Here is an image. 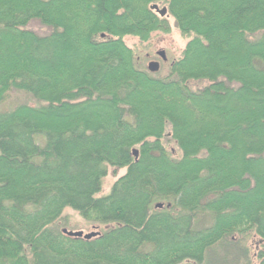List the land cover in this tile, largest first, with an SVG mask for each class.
<instances>
[{
    "label": "trees",
    "instance_id": "obj_1",
    "mask_svg": "<svg viewBox=\"0 0 264 264\" xmlns=\"http://www.w3.org/2000/svg\"><path fill=\"white\" fill-rule=\"evenodd\" d=\"M0 264H264V0H0Z\"/></svg>",
    "mask_w": 264,
    "mask_h": 264
},
{
    "label": "rangeland",
    "instance_id": "obj_2",
    "mask_svg": "<svg viewBox=\"0 0 264 264\" xmlns=\"http://www.w3.org/2000/svg\"><path fill=\"white\" fill-rule=\"evenodd\" d=\"M169 21V29L167 32H156L153 33L150 37V40L145 44L147 47V51H145V54H148L149 57L145 58V65L147 68V65L150 61H156L159 64V68L156 71L157 73L164 74L166 72V68L169 66V62L173 61L174 59L178 58L182 48L184 47L187 38L184 37L180 31L176 28L174 19L172 17L167 18ZM40 24H32V27L35 28L38 31H41V26ZM43 31V29H42ZM125 44L129 47H133L136 49V44L138 39L134 36H126L124 37ZM144 46V47H145ZM149 49V50H148ZM162 50L165 53L166 60H162L156 53L157 51ZM147 52V53H146ZM150 53V54H149ZM142 55V54H141ZM142 55V56H144ZM141 56V57H142ZM168 63H167V62ZM166 62V63H165ZM148 69V68H147ZM8 100L6 103L10 102L11 104L13 103H22V102H28L30 104H33L34 101H32L31 98L28 96H25V94L22 91L18 90H13L8 94ZM124 168H120L117 170L114 169H108L107 175L103 178L102 180V189L100 194H105L109 191L111 185L115 181V179L122 173L124 172ZM65 213L69 216V222L68 224L70 225L69 230L73 231H78L81 230L84 233L92 231V227L88 224L85 223L77 213L72 212L69 209L65 210ZM208 219L204 218L202 224H207ZM69 227V226H68ZM67 227V228H68ZM254 240H257L254 238ZM252 254H254L252 252ZM253 258V257H252ZM253 261L255 262V257L253 258Z\"/></svg>",
    "mask_w": 264,
    "mask_h": 264
},
{
    "label": "water",
    "instance_id": "obj_3",
    "mask_svg": "<svg viewBox=\"0 0 264 264\" xmlns=\"http://www.w3.org/2000/svg\"><path fill=\"white\" fill-rule=\"evenodd\" d=\"M151 8H152V9H155V10H156L161 16H164V15L166 14V11H167V9H166L165 7H161V8H159L157 4H153V5H151ZM156 54H157L162 60H166V56H165L164 51L159 50V51H157ZM147 68H148L149 71H152V72H153V71L158 70V68H159V64H158V62H156V61H150V62L148 63V65H147ZM132 155H133L134 158L136 159L137 156H138V150L135 149V148H133V149H132ZM156 207H159V208L162 207V203H157V204H156ZM62 232H63L65 235H67V236L75 237V238H83V239H90V238L95 237V236H97V235L99 234L98 231H94V230H92V231H90V232H86V233H84V232L81 231V230L73 231V230H68V229H66V228H63V229H62Z\"/></svg>",
    "mask_w": 264,
    "mask_h": 264
}]
</instances>
